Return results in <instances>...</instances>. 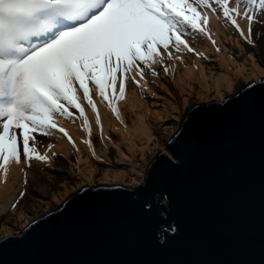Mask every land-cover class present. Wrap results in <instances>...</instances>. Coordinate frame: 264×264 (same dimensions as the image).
<instances>
[{
    "label": "water",
    "instance_id": "obj_1",
    "mask_svg": "<svg viewBox=\"0 0 264 264\" xmlns=\"http://www.w3.org/2000/svg\"><path fill=\"white\" fill-rule=\"evenodd\" d=\"M251 85L175 105L152 163L133 156L122 188L54 195L0 233V264H264V91Z\"/></svg>",
    "mask_w": 264,
    "mask_h": 264
},
{
    "label": "snow or ice",
    "instance_id": "obj_2",
    "mask_svg": "<svg viewBox=\"0 0 264 264\" xmlns=\"http://www.w3.org/2000/svg\"><path fill=\"white\" fill-rule=\"evenodd\" d=\"M231 2L229 7L230 0H0V172L5 182L13 164L30 168L33 159L49 162L37 149L39 137H51L55 130L75 147L58 124L60 118L71 119L72 110L91 135L80 101H87L99 124L93 89L119 120L117 101L125 98L127 81L143 90L140 82L149 74L158 77L153 66L171 60L172 49L195 51L186 37L195 40L198 33L211 40L210 14L222 13L225 26L231 24L264 52V37L257 41L253 31L254 24L264 25V0ZM240 16L247 33L237 22ZM259 85L264 91V76ZM246 88L252 85L236 88L240 99ZM194 116L185 113L182 119L187 124ZM85 143L92 147L90 139Z\"/></svg>",
    "mask_w": 264,
    "mask_h": 264
},
{
    "label": "rangeland",
    "instance_id": "obj_3",
    "mask_svg": "<svg viewBox=\"0 0 264 264\" xmlns=\"http://www.w3.org/2000/svg\"><path fill=\"white\" fill-rule=\"evenodd\" d=\"M237 22L247 33V22L243 16L237 17ZM207 31L211 40L198 33L195 40L191 36L186 37L194 52L182 50L176 53L172 49L171 60L166 59L163 65H154L159 75H147V82H140L143 90L131 79L127 81L125 98L117 101L119 120L93 89L92 98L99 112V124L87 101H80L88 118L90 136L78 113L70 109L73 117L60 118L58 124L72 137L75 147L63 133L54 130L51 137H39L37 142L40 154L47 153L50 157L47 164L35 159L31 161L30 168L26 164H13L6 182L0 172V233L29 222L38 207L56 194L78 192L86 186L123 187L128 177V163L133 156L150 162L159 154L156 121L167 111L175 105L217 101L236 91L240 83H255L264 76V64H261L264 54L260 47L249 45L231 24L225 26L222 13L210 14ZM253 31L255 39L264 37V25L254 24ZM164 67L168 68L167 73ZM240 68H243L241 72ZM225 72L234 80L228 83L230 86L224 83L225 86L221 87L225 79L216 86L213 81L222 79ZM205 77L207 82L202 81ZM141 130L146 132L139 137ZM89 139L91 148L85 143ZM48 145L53 147L49 150ZM27 169L42 180L45 196H39L30 186L24 185L22 177Z\"/></svg>",
    "mask_w": 264,
    "mask_h": 264
},
{
    "label": "bare ground",
    "instance_id": "obj_4",
    "mask_svg": "<svg viewBox=\"0 0 264 264\" xmlns=\"http://www.w3.org/2000/svg\"><path fill=\"white\" fill-rule=\"evenodd\" d=\"M262 53L264 54V52H262ZM242 70H243V68H240V72ZM227 73H226V75H224V77L222 79H217L216 81H213L214 84L215 85L216 84H219L220 85L223 82L224 79H225V81L222 83L221 87H224L225 86L224 83H226V85H228V83L231 84V82L234 80V78H229L228 75H227ZM207 80H208L207 77H205L204 79L202 78V81L203 82H207ZM219 81H221V82H219ZM230 84L228 86H230ZM216 86H218V85H216ZM145 132H146V130H144V131L141 130V132H138V136L140 137L141 133H145ZM27 179H28V182L30 183V186H31L32 191L34 190L40 196L46 195V193L44 192V190L41 187L40 180L38 178H36L35 175H33V173L31 171L28 172ZM37 181H38V183H37Z\"/></svg>",
    "mask_w": 264,
    "mask_h": 264
},
{
    "label": "clouds",
    "instance_id": "obj_5",
    "mask_svg": "<svg viewBox=\"0 0 264 264\" xmlns=\"http://www.w3.org/2000/svg\"><path fill=\"white\" fill-rule=\"evenodd\" d=\"M258 36H256V38H257ZM256 40H259V39H256ZM260 80V79H259ZM258 80V81H259ZM254 82H252V83H249V84H253ZM256 83V82H255ZM160 154H157L150 162L152 163L153 162V160L157 157V156H159ZM29 171H31V170H24V172H23V177H22V182L24 183V185L26 186V187H28V186H30V183L28 182V179H27V175H28V172ZM32 172V171H31ZM25 173H27V175H25ZM34 175V174H33ZM39 179V178H38ZM40 180V182L42 181L41 179H39ZM29 184V185H28ZM31 187V186H30ZM85 188H91V189H98V188H122V186H92V187H82L78 192H80L81 190H83V189H85ZM28 191H29V188H28ZM30 192V191H29ZM40 196V195H39ZM45 196V195H44ZM25 201V200H24ZM38 201V200H37Z\"/></svg>",
    "mask_w": 264,
    "mask_h": 264
}]
</instances>
